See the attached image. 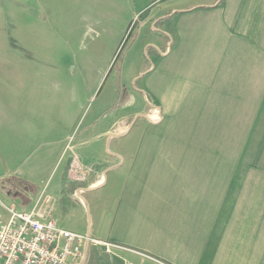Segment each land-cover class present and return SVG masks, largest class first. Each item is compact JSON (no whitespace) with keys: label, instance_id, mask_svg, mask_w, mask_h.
Here are the masks:
<instances>
[{"label":"crops","instance_id":"crops-1","mask_svg":"<svg viewBox=\"0 0 264 264\" xmlns=\"http://www.w3.org/2000/svg\"><path fill=\"white\" fill-rule=\"evenodd\" d=\"M20 4L0 0V201L29 211L47 195L58 228L97 242L82 264H264V0H68L66 19H100L110 38L134 7L144 35L123 63L136 97L78 128V102L52 96L64 78L40 81L44 99L16 96V70L38 69L15 54L48 49L38 9ZM137 101L161 121L128 113Z\"/></svg>","mask_w":264,"mask_h":264},{"label":"rangeland","instance_id":"rangeland-1","mask_svg":"<svg viewBox=\"0 0 264 264\" xmlns=\"http://www.w3.org/2000/svg\"><path fill=\"white\" fill-rule=\"evenodd\" d=\"M67 1L63 0L64 11L58 12L56 16V0H21L20 8L26 5L30 8L38 9L39 13L36 14V19L32 22L31 30L48 32L46 40L48 49L44 53L34 50L33 53L29 54L22 52L20 55L15 54V56L25 58V61L33 69H38L32 71L23 70V72L20 69L16 70L17 83L15 93L17 98L19 96L25 97L26 104L30 100L44 99L46 91L51 92V84L55 85L52 76L64 78L58 87L53 88L55 93L52 96L60 95L64 98L66 95L68 96L66 100L69 103H72L71 99L78 102L79 112L76 119L73 120L76 128H78L86 125L87 120L105 107L115 105L113 108L121 107L122 111L125 110L123 107L126 104V98H132V95L136 93L134 82L127 79L123 63L126 62L130 54L135 53L144 35H141L139 28L140 14H137L134 7H132L130 14V19L133 20L128 23L127 29L122 32V27L119 26L115 30L118 34L113 33L115 35L110 38L107 30L109 25L104 21L101 24L102 22L98 17L100 16L99 13L93 15L99 19L94 22L85 20L81 16L80 19H77L76 16L73 18L71 13V18L66 19L64 14L70 10ZM95 8L98 11L102 10L99 7ZM42 11L46 14L45 17L41 16ZM92 11L93 8L86 5L80 10V13L81 15L87 13L91 15ZM116 12L115 9L107 6H105L103 11L106 16L110 17H114L111 14H117ZM56 25L58 30L64 32L63 38L59 34L57 38L55 37ZM147 35V38H154L157 33L150 30ZM94 38L97 41L93 44L95 45L93 49H91L90 46ZM112 43L116 48H109L108 50L107 45ZM15 44L19 47L17 40H15ZM52 46H58L57 51ZM103 49L104 52H102ZM145 53L149 54V56L147 57ZM141 54L146 60L151 58V54L146 49L141 48ZM43 80L50 86L49 88L44 87L42 83V85L40 84V81ZM137 104H139L138 110H141L142 106L146 105L150 116L153 114V110L159 116L158 110L152 107L150 103L146 104L145 101H137L126 105L128 113L129 109ZM47 110L51 111L50 109ZM148 119L151 123H159L161 121V119L152 117H148ZM105 259L106 255L100 254L96 264H105ZM145 264L153 263L148 261Z\"/></svg>","mask_w":264,"mask_h":264},{"label":"built area","instance_id":"built-area-1","mask_svg":"<svg viewBox=\"0 0 264 264\" xmlns=\"http://www.w3.org/2000/svg\"><path fill=\"white\" fill-rule=\"evenodd\" d=\"M156 114V112H155ZM154 118L160 119L158 115ZM49 197L41 193L29 211L0 202L6 214L0 216V264H82L83 245L96 241L57 227ZM105 252L120 248L98 243ZM124 264H133L125 261Z\"/></svg>","mask_w":264,"mask_h":264}]
</instances>
